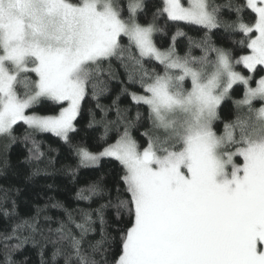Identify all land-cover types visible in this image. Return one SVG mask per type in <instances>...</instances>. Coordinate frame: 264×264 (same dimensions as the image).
<instances>
[{"label":"snow or ice","instance_id":"obj_1","mask_svg":"<svg viewBox=\"0 0 264 264\" xmlns=\"http://www.w3.org/2000/svg\"><path fill=\"white\" fill-rule=\"evenodd\" d=\"M145 7V0H128L125 17L117 0H0V137L8 145L24 143L23 163L31 169L26 179L50 174L40 167L44 153L36 133H51L69 146L77 158L76 167L67 169L73 180L79 169L98 168L105 159L122 169L115 195L101 177L76 193L87 206L69 210L52 201L17 224L4 237L19 241L5 243V264H18L12 254L28 243L39 246L40 264H264V76L252 86V74L258 66L264 70V0H229L223 6L162 0L152 22L141 24L138 14ZM222 8L236 19L224 21ZM245 11L254 23L245 22ZM161 16L198 26L204 35L189 38L188 51L180 55L176 41L186 33L178 29L170 46L161 49L154 41L164 31L155 23ZM222 27L242 34L245 39L233 43L250 54L235 58L216 46L212 34ZM193 48L202 54L194 55ZM114 61L124 69L127 85L138 84L141 92L125 85ZM151 61L162 71L146 67ZM111 81L121 88L105 106L99 97L110 91ZM234 85L243 86L241 99H233ZM89 95L102 113L97 120L89 110L87 128L103 125L98 141L103 146L95 151L73 137ZM125 95L136 107L134 117L132 108L120 107ZM229 100L235 118L221 121ZM45 101L67 106L57 115L31 111ZM112 109L116 119L108 120ZM142 120L145 146L132 134ZM217 122L223 123L221 133ZM21 124L25 132L17 137ZM112 131L115 142L108 143ZM3 164L7 167L6 160ZM48 208L61 210L62 217L54 220ZM0 211L14 215L15 201L0 203ZM117 239L119 254L110 262ZM48 245L51 257L45 259ZM20 264H27V257Z\"/></svg>","mask_w":264,"mask_h":264},{"label":"trees","instance_id":"obj_2","mask_svg":"<svg viewBox=\"0 0 264 264\" xmlns=\"http://www.w3.org/2000/svg\"><path fill=\"white\" fill-rule=\"evenodd\" d=\"M213 5H226L229 0H210ZM233 4H243L244 0H231ZM119 5L123 9L122 14L127 17L128 0H119ZM145 10L138 14V21L141 24H148L152 22V14L157 8L162 7V0H146ZM220 16L224 21L231 22L236 19L235 13L229 11L227 8H222ZM244 20L247 23H254L253 15L245 11ZM157 26L163 28V32L155 34V41L159 48L166 49L171 44V37L179 29L186 33L183 37H178L176 41L177 52L180 55H184L188 51L189 38L192 40H200L204 35V30L195 25L185 24L183 22L168 21L166 16H161L155 21ZM212 39L216 46L223 47L232 51L235 58L240 55L249 54L250 50L246 47H241L239 44L233 43L240 39H245L239 32L226 31L223 27L214 30ZM126 42V41H125ZM194 55L199 56L202 53L198 48H193ZM146 67H156L158 71H162V68L156 64L155 61L145 62ZM113 67L116 68L121 80L125 81L127 85V79L124 73V69L119 66L118 61L113 62ZM264 70L259 69L257 76L263 75ZM131 91L141 92L142 89L139 85H127ZM255 86V81L253 83ZM110 91L106 95L99 97V102L102 105H111L112 100L119 94L121 84L116 81L109 83ZM233 99H241L243 97V86L236 85L232 91ZM97 101L92 99L91 95L87 96L82 102V111L80 116L77 117L78 133L73 134L74 142L77 140H84L86 145L93 151L102 147L101 143H98L100 136L103 134V125L98 124L94 128H87L88 121L91 119L89 110L95 113L96 119L100 120L102 113L96 107ZM120 107H130L132 111L130 116H135L136 107L132 104L129 97L121 96L119 101ZM66 104H54L52 102L45 101L41 105L32 109L40 115H57L61 107H65ZM140 111L147 113V109L143 106L140 107ZM236 109L232 101H226L222 105L221 121H227L235 118ZM106 119L115 120V109L108 112ZM141 125L132 129L133 136L137 139L141 146L146 145V138L141 135L147 125L146 120L141 121ZM216 130L218 133L223 131V123L217 122ZM25 132V126L17 125L15 129V135L22 137ZM35 140L40 146V150L44 153V163L40 165L41 168H47L49 175L41 174L33 177L31 180H27L26 177L30 174L31 169L26 166L23 161L27 156V148L24 143L18 140L16 143L8 145L7 140L4 137H0V203L10 206L12 201L16 203V212L10 217H4L2 211H0V264H5V243L8 245H14L18 243L16 239L5 241L4 237L10 235L12 229L25 220H29L36 215L38 209H44L46 204L52 201L62 202L69 210L77 207L87 206L86 202L76 200V193L80 188H86L89 184L96 182L103 177V182L106 187L112 190V194L115 195V187L119 183V176L122 173L121 166L118 162L105 159L101 161L98 168H81L79 169L75 180L67 173V169L75 168L77 164V158L72 154L71 149L67 144L61 141L58 137H55L51 133H36ZM116 138V132L112 131L108 135V143H114ZM31 145L29 144L28 147ZM7 161V167H4L3 162ZM51 161L49 164L48 161ZM48 185H53L49 188ZM19 189V192L16 190ZM7 195L8 199L4 201V196ZM99 198H94L98 200ZM102 202V201H100ZM93 207H97L98 203H94ZM46 212L53 219H59L62 217L61 210L48 208ZM47 222L43 219V214L40 217L41 227H45ZM55 227V224L51 225ZM98 227V226H97ZM26 235L27 232L25 231ZM99 232L95 233V239H99ZM39 239V237H37ZM52 246L48 245L45 248L46 257L50 259ZM119 254L118 239L113 244L111 252L108 254V259L111 262ZM27 257V264H40L39 246L33 247L31 243L26 244L22 250L16 251L12 254V259L17 261L18 264L23 262Z\"/></svg>","mask_w":264,"mask_h":264},{"label":"rangeland","instance_id":"obj_3","mask_svg":"<svg viewBox=\"0 0 264 264\" xmlns=\"http://www.w3.org/2000/svg\"><path fill=\"white\" fill-rule=\"evenodd\" d=\"M146 1V0H145ZM117 2L119 3V0H117ZM154 37H155V35H154ZM154 41H155V39H154ZM155 43H156V41H155ZM250 54V53H249ZM259 66H258V70H257V72L255 73V74H252L253 75V82H252V86H253V83H254V81H256V79H258L260 76H264V74L263 75H260V76H257V73H258V71H259ZM237 70H239V71H241V72H243L245 75H249V73H247V70H245V69H243L242 68V66H237ZM234 86H236V85H234ZM254 103V106L255 107H260L261 106V101H254L253 102ZM67 106V105H66ZM65 106V107H66Z\"/></svg>","mask_w":264,"mask_h":264}]
</instances>
